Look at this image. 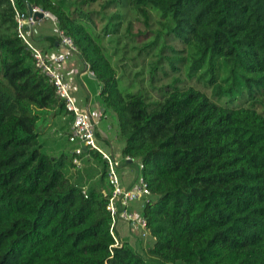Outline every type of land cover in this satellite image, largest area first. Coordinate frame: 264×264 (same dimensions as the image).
<instances>
[{
	"label": "trees",
	"instance_id": "obj_1",
	"mask_svg": "<svg viewBox=\"0 0 264 264\" xmlns=\"http://www.w3.org/2000/svg\"><path fill=\"white\" fill-rule=\"evenodd\" d=\"M102 1L0 0V264H264V0H130L145 23L151 12L161 18L189 49V76L227 104L177 81L155 100L124 87L82 10ZM29 5L73 40L116 118L124 158L144 167L146 254L117 228L115 247L107 162L86 189L68 177L83 156L42 150L45 117L68 111L18 36L16 12L27 16ZM244 97L254 103L231 106Z\"/></svg>",
	"mask_w": 264,
	"mask_h": 264
},
{
	"label": "rangeland",
	"instance_id": "obj_2",
	"mask_svg": "<svg viewBox=\"0 0 264 264\" xmlns=\"http://www.w3.org/2000/svg\"><path fill=\"white\" fill-rule=\"evenodd\" d=\"M109 1L111 0L85 6L82 10L91 14L93 32L101 36L106 52L111 56L124 87H134L135 90H141L155 100L160 98L161 88L177 81V86L181 88L193 87L205 92L215 102L223 104L227 102V100L220 102L212 96V88L200 79L199 73L189 76L191 65L189 49L181 40L166 31L163 21L157 14L151 12L150 19L145 23L134 10L130 0H121L118 6L105 8ZM41 29L46 35L47 32H54L51 20L46 19L38 23L36 30L40 32ZM151 43L156 44L151 48H145ZM35 45L38 49L45 50L37 40ZM43 45L47 47V43ZM154 68L156 72L151 81L150 72ZM253 103L249 97H244L234 101L231 106L248 107ZM260 110L264 112V108L261 107ZM44 151L48 153L49 149L45 148ZM144 234L143 232L142 235ZM130 236L136 238L138 235L130 233ZM133 238L132 245L138 252L146 254L153 239L148 233L144 237L147 240L145 242L139 239L135 242Z\"/></svg>",
	"mask_w": 264,
	"mask_h": 264
},
{
	"label": "crops",
	"instance_id": "obj_3",
	"mask_svg": "<svg viewBox=\"0 0 264 264\" xmlns=\"http://www.w3.org/2000/svg\"><path fill=\"white\" fill-rule=\"evenodd\" d=\"M39 31L36 40L41 43V46L45 50H48L47 54L62 53L65 50L57 40L55 48L51 49L47 38L53 37V35L50 32H47L46 35V32L42 29ZM46 43L47 47L43 45ZM64 74L71 86L77 105L88 111L91 121L95 124L98 144L105 153L119 163L117 174L123 186L126 189H132L138 184L141 176L138 167L139 163L124 161L123 150L125 142L118 138L117 121L114 115L104 111L100 98V83L92 76L88 67L76 53H72L65 63ZM45 119L40 128L42 150L44 151L45 148H48V154L55 157L64 154L71 156V153L78 147L77 144L69 142L73 116L65 112L58 116L49 114ZM83 151L85 152V156L80 159L81 166L76 165L75 167H71L68 171V177L74 182L82 183L87 189L92 185L100 183L103 175L102 164L104 160L99 155L97 157L94 152H89L90 150L84 148ZM104 193L106 194L107 192L105 191ZM131 212L136 216L137 221H140L143 218V202L136 201L132 205ZM119 224L117 225V231L122 239L121 241L132 243L133 237L130 236V226L121 220ZM143 232L147 235V232L143 229L140 234ZM136 237L139 239L138 236ZM127 238L130 240H127Z\"/></svg>",
	"mask_w": 264,
	"mask_h": 264
},
{
	"label": "built area",
	"instance_id": "obj_4",
	"mask_svg": "<svg viewBox=\"0 0 264 264\" xmlns=\"http://www.w3.org/2000/svg\"><path fill=\"white\" fill-rule=\"evenodd\" d=\"M36 12H42L44 14V19L39 20L38 17L35 18L34 15L28 14L26 16L16 12L18 36L31 49L33 57L36 60V67L49 78L52 84H54L57 95L65 101L67 111L74 116L69 141L70 143H76L79 146L73 154L76 157H84L85 152L83 149L85 148L100 153L102 159L107 162V179L111 188L108 210L112 216V235L116 240L115 247L120 245L119 240L115 236V229L120 220L126 222L130 226V230L134 235L137 233L142 237H146V234H140L142 229L146 230V221L143 218L140 221H137L136 216L130 211V208L136 201H142L145 203L149 200L151 192L148 185L144 179L140 177L138 184L132 189H126L123 186L117 174L119 163L105 153L98 144L95 124L91 121L88 111L79 108L77 105L71 86L66 80L64 65L71 54L75 53L73 40L58 28L57 18L53 14L45 12L39 8H34V13ZM46 19L51 20L53 23L54 32L51 34L56 38L60 45L65 48L62 53L46 54L44 53V50L38 49L35 45L38 32L36 26L38 23ZM125 160L130 161V158H124V161ZM74 164L81 166V160L76 158ZM138 167L140 171L144 168L141 163L138 164Z\"/></svg>",
	"mask_w": 264,
	"mask_h": 264
},
{
	"label": "water",
	"instance_id": "obj_5",
	"mask_svg": "<svg viewBox=\"0 0 264 264\" xmlns=\"http://www.w3.org/2000/svg\"><path fill=\"white\" fill-rule=\"evenodd\" d=\"M29 14L30 15H34L35 18L38 17L39 20H43L44 19V14L42 12L34 13V7H32L31 5H29ZM92 76L94 77L93 74H92Z\"/></svg>",
	"mask_w": 264,
	"mask_h": 264
}]
</instances>
